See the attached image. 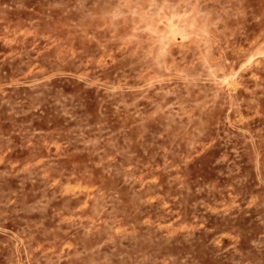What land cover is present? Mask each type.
<instances>
[{"label": "rangeland", "instance_id": "rangeland-1", "mask_svg": "<svg viewBox=\"0 0 264 264\" xmlns=\"http://www.w3.org/2000/svg\"><path fill=\"white\" fill-rule=\"evenodd\" d=\"M0 264H264V0H0Z\"/></svg>", "mask_w": 264, "mask_h": 264}]
</instances>
